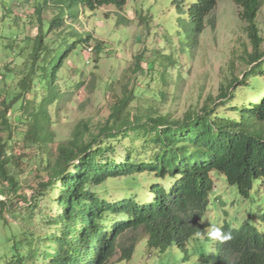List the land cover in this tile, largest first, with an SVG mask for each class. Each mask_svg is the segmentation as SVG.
<instances>
[{"label":"trees","instance_id":"16d2710c","mask_svg":"<svg viewBox=\"0 0 264 264\" xmlns=\"http://www.w3.org/2000/svg\"><path fill=\"white\" fill-rule=\"evenodd\" d=\"M128 1L43 0L41 7H34L36 17L42 7L56 8L57 15L46 33L43 23L37 27L17 93L0 103V194L7 197L0 200L3 224L8 223L2 216L9 210L8 199L21 198L14 169L23 157L14 155V128L7 117L15 103L24 100L18 122L26 125L24 142L46 152L33 172L36 185L23 208L25 216L15 214L30 228H20L18 234L9 231L13 264H113L130 260L134 242L119 250L117 247L123 235L139 229L147 235L148 248L159 252L172 245L185 250L189 241L197 239L194 264H264V232L248 223L238 228L224 224L221 228L230 231L232 239L221 242L208 237L204 223L213 191L212 172L222 175L244 199L254 181L264 186V82L259 80L264 76V51L257 24L261 0H233L251 44V52L245 56L249 69L240 80L233 78L222 87L217 97L237 118L217 114L208 103L201 111H187L179 118L158 113L154 106L131 113L135 93L125 89L105 120L95 125L80 120L69 139L57 145L55 154L48 152L54 142L48 108L68 93L57 83L58 73L69 57L83 48L88 50L92 40L74 29L66 37L49 34L63 29L66 17L76 21L81 8L93 11L112 5L121 9ZM216 5L217 0H191L178 6L191 25L192 46L207 23L213 27L214 20L208 17ZM100 45H95L97 51ZM191 48L186 54H191ZM177 65L171 54L162 56L158 82L165 84L167 68ZM237 83L249 94L235 99L231 90ZM35 87L42 88L41 96L31 95ZM164 97L160 91L154 99ZM125 141L127 144H122ZM118 144L123 145L120 152ZM107 181L112 184L107 185ZM119 182L124 186L116 185ZM112 191L121 195L107 198ZM261 221L264 223V214ZM40 224V230L34 227ZM117 250L120 254L115 261Z\"/></svg>","mask_w":264,"mask_h":264},{"label":"rangeland","instance_id":"374dc122","mask_svg":"<svg viewBox=\"0 0 264 264\" xmlns=\"http://www.w3.org/2000/svg\"><path fill=\"white\" fill-rule=\"evenodd\" d=\"M42 1L0 0V103L11 100L17 93V84L29 65L27 59L33 51L37 27L43 23L46 33L50 20L57 15L56 8L42 7L39 17L34 16V7H41ZM190 1L129 0L121 9L112 5L93 11L81 8L76 21L66 17L63 29L49 34V37L57 34L66 37L74 29L83 37L90 35L92 40L87 45L88 50L83 48L77 55L69 57L58 73L57 83L63 92L68 93L48 108L54 133V142L48 152L51 150L55 154L57 145L69 139L72 128L80 120H88L92 125L105 120L109 116V108L125 89H133L135 93V99L129 106L131 113L145 112L148 106H154L158 113H170L179 118L187 111H201L208 103L217 114L237 118L217 96L222 87L226 88L233 78L240 80L249 69L245 56L251 52V44L245 24L238 17L240 10L233 0H217L208 17L213 18V27L207 23L192 46L191 25L178 11V6L181 8ZM257 24L264 51V0H261ZM97 43L101 44L99 51L95 49ZM190 48L191 54L188 55L186 52ZM170 54L178 65L167 68V81L161 84L158 79L162 56ZM259 80L264 82V76ZM80 81L82 83L78 87ZM39 89L42 90L35 87L31 95L39 93L41 96L43 90L37 92ZM241 89V83L232 88L235 99L241 94H249ZM160 91L165 93V97L157 101L154 98ZM243 100L242 103L247 97ZM23 103L24 100L15 103L7 115L14 128V155H21L23 161L14 169L19 176L21 191L18 194L21 198L8 199L9 210L2 215L8 223L5 225L0 220V264H13L15 261L12 244L8 241L9 231L18 234L20 228H30L27 222L16 218L18 214L25 216L23 208L31 200L32 187L36 185L33 172L40 158L46 154L24 142L26 125L18 123ZM122 144H127V141ZM122 144H118V152L122 150ZM211 176L213 191L204 218L207 231L211 221L218 227L229 224L235 228L248 223L264 232L261 221L264 186L260 181H254L249 197L244 199L222 175L212 172ZM106 184L112 183L107 181ZM116 185L124 186L123 182ZM109 188L115 189L113 186ZM104 190L99 192L104 193ZM120 195V192L112 191L106 197ZM0 200H7V197L0 194ZM34 227L40 230L41 224ZM146 240L147 235L142 229L123 235L117 249L133 241L132 257L113 264H194L197 239L189 241L185 250L172 245L164 252L148 248ZM118 250L115 261L120 254Z\"/></svg>","mask_w":264,"mask_h":264},{"label":"clouds","instance_id":"9594fccd","mask_svg":"<svg viewBox=\"0 0 264 264\" xmlns=\"http://www.w3.org/2000/svg\"><path fill=\"white\" fill-rule=\"evenodd\" d=\"M209 231L207 233L208 237L213 240H220L221 242H226L232 239V233L225 232L221 227L212 224L210 221V226H208Z\"/></svg>","mask_w":264,"mask_h":264}]
</instances>
